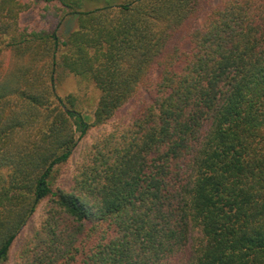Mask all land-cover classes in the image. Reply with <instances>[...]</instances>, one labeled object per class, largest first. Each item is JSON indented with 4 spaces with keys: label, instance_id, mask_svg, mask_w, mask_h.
Instances as JSON below:
<instances>
[{
    "label": "trees",
    "instance_id": "trees-1",
    "mask_svg": "<svg viewBox=\"0 0 264 264\" xmlns=\"http://www.w3.org/2000/svg\"><path fill=\"white\" fill-rule=\"evenodd\" d=\"M44 202L20 264H264V0H0V264Z\"/></svg>",
    "mask_w": 264,
    "mask_h": 264
},
{
    "label": "rangeland",
    "instance_id": "rangeland-1",
    "mask_svg": "<svg viewBox=\"0 0 264 264\" xmlns=\"http://www.w3.org/2000/svg\"><path fill=\"white\" fill-rule=\"evenodd\" d=\"M220 0H213V4H217ZM71 23H66L64 25L65 33H68L72 29ZM57 93L60 96H66L67 94L74 93L77 94L83 101L79 106V109L82 110V113L86 116L85 119L90 122L92 120V112L94 105L98 98V92L92 85H87L81 83L78 79L70 77L60 86H58ZM143 105L142 101L139 99L135 100L134 103L126 106L120 113V115L114 120L115 124H128L132 118L137 114L140 107ZM112 125L106 126L98 130H92L86 137L79 140V144L69 161V163L61 167L56 173V182L57 185L62 181L70 182L76 173H78L79 168L83 165L86 156L90 151L91 145L95 140L106 133L107 130L112 129ZM80 137V134H77ZM46 209V202L42 203L38 208L37 212L32 216L27 226L21 231L17 237L14 246L11 251L10 261L7 264H20L21 251L26 244V242L31 238L44 216Z\"/></svg>",
    "mask_w": 264,
    "mask_h": 264
}]
</instances>
